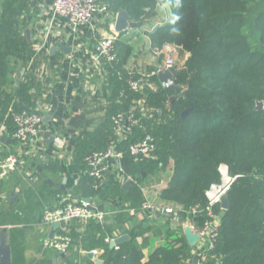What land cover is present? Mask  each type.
<instances>
[{"label": "trees", "instance_id": "1", "mask_svg": "<svg viewBox=\"0 0 264 264\" xmlns=\"http://www.w3.org/2000/svg\"><path fill=\"white\" fill-rule=\"evenodd\" d=\"M161 1L179 19L156 25L146 34L152 49L173 45L188 53L174 79L179 88L163 89L149 69L150 75L138 90L131 89L129 82H140L141 77L124 69L131 47L116 37V59L103 62L109 93L105 115L93 129L83 128L77 134L72 163L85 170L84 158L108 146L113 117L134 108L139 123L119 145L129 158L123 166L124 177L133 181L128 190L118 181L106 180L88 192L96 206L117 198L121 202L111 209L115 211L113 224L106 220L71 221L68 232L61 233L70 238L67 251L102 250L103 264H188L191 247L182 234V222L203 225L205 191L219 181L217 168L225 164L236 177L227 191L228 209L214 207L220 222L209 263L264 264V0H179V6L177 0H98L108 15L105 27L120 9L127 11L131 21L143 24ZM37 14L34 0H0V127L5 128L4 135L14 130L6 115L8 107L12 104L15 111H36L35 101L48 82L36 75L42 51L35 55L33 43L25 37V29ZM258 102L262 105L256 108ZM146 134L154 139V151L150 157L130 158L128 144ZM9 153H0V157ZM47 166L54 169L58 162L50 161ZM164 171L170 174L157 201L175 209L179 221L156 223L143 217L125 230L127 212L140 210L145 201L142 186L150 176ZM88 182L93 184L91 178ZM25 193L31 203L33 190ZM58 193L68 195L61 190ZM191 207L199 211L192 213ZM14 215L11 221L19 222L18 213ZM1 220L0 215V225ZM119 230L130 239L109 248V240ZM149 232L162 241L143 262V244L137 238L145 241ZM11 245L13 264H25L23 233L13 234Z\"/></svg>", "mask_w": 264, "mask_h": 264}, {"label": "crops", "instance_id": "2", "mask_svg": "<svg viewBox=\"0 0 264 264\" xmlns=\"http://www.w3.org/2000/svg\"><path fill=\"white\" fill-rule=\"evenodd\" d=\"M34 1L38 7V14L32 18L29 24L31 42L37 43L45 40L44 48L46 49V51L42 50V61L36 67V75L48 80L43 94L37 97L35 105L43 117L49 115V119L46 122L43 121V133L49 132L53 135L55 129L66 136L67 142L63 148H57L52 141L47 143L42 133L40 141H36L30 146L19 147L16 141L12 139L11 134L5 135V140L10 139V141L8 143L5 140L4 143L1 141L0 153L16 154L19 156V160L12 174L6 179H2L0 241L3 244H10L12 264V237L13 234L19 232L23 233L25 264H66L70 261L87 264L86 260L95 264L92 259L87 257L88 252L79 250L76 253L71 250L67 251V249L62 252L43 246L45 238L59 233V225L57 229L53 230L52 224L49 225L41 221V214L46 208L58 204V194L60 193L58 190L68 194L66 190H62L54 184L50 185L46 181L60 183L68 189H72L75 193L73 199L76 201L80 200V197H88V192L94 189L92 184L88 182L89 177L84 174V170L77 168L72 163V152L75 138L81 129H93L103 119L107 109L106 97L109 93L103 63L106 60L96 56L95 45L98 39L103 35L114 33L116 37L120 36L121 39L125 40L131 49L124 69L129 75L140 74L139 83L141 84L143 79L150 75L149 69H152L151 73L155 74L157 71L163 70L165 52L168 49L176 50L179 48L173 45H165L161 50L152 49L146 33L156 25L172 21L175 16L170 6L161 1L157 5L154 15L145 23L122 32H117L114 28L117 14L115 17H110L111 20L105 27L104 21L108 20V15L107 13H100L86 26L73 33L70 31L67 21L52 14L51 0ZM56 40L69 46L70 52L64 53L58 50L54 55H50L48 48ZM183 56L185 59L188 53L183 52ZM150 87L156 88L157 86L150 84ZM4 129H2V134H4ZM128 160V157H122L118 160L112 159L111 171L106 180L118 181L121 184L128 178L133 181L131 177H124L123 174V166ZM50 161H57L58 167L54 169L48 167L47 164ZM169 174V171H164L160 175H152L142 186L145 199L159 209L163 208V203L157 201V197L159 191L166 185ZM86 185H90L91 188L88 189ZM30 190H33L35 194L31 203L25 193ZM12 192H14V201H11ZM120 202L121 199L117 198L100 205L103 206V210L111 211L113 208L116 209ZM91 203L96 204L92 200ZM19 206L22 207L21 211L18 210ZM17 213L19 222L11 221L15 218H12V215ZM176 216L178 217V213ZM143 217H148L156 223H164L166 219L179 221V217L177 220L171 216L166 218L158 215L155 210L151 212L128 211L124 229H130L135 222L142 220ZM105 220L107 223L113 224L112 216ZM184 224L189 225V222H182V227L185 226ZM52 230L53 234L50 236ZM117 234H114V237L122 234L128 235L121 230ZM182 234L184 235V232ZM144 236L147 237L145 241L142 237L137 238V242L143 244V262L148 259L150 252L158 247L162 241L161 238L156 239L152 232L146 233ZM190 247L192 252L193 247ZM92 251L94 257L100 259L103 264L102 250L95 249ZM191 261L188 264H194L193 258ZM216 261H218L217 257Z\"/></svg>", "mask_w": 264, "mask_h": 264}, {"label": "built area", "instance_id": "3", "mask_svg": "<svg viewBox=\"0 0 264 264\" xmlns=\"http://www.w3.org/2000/svg\"><path fill=\"white\" fill-rule=\"evenodd\" d=\"M50 8L54 16L62 17L67 21L70 31L73 33L90 23L98 14L106 13L105 6L99 4L98 0H51ZM115 39L116 34L114 33L101 36L95 45L96 56L109 62L115 60ZM44 41L33 43L32 50L35 55L39 54L44 48ZM173 65H176L173 55L171 52H165L163 70ZM139 85L140 83L137 80L129 82L130 88L134 91L138 90ZM138 103H141V101ZM142 110L143 108H141ZM6 115L12 120L14 130L11 136L19 147L30 146L42 139L43 115L38 109L32 112L15 111L11 104L8 107ZM112 123L113 136L108 146L104 150L94 151L84 158V174L93 180L92 187L94 189H97L100 184L106 181L111 171V160H118L124 157L125 152L119 148V145L132 132L133 128L138 125L139 118L135 115L134 108H131L127 112H118L113 117ZM0 129V135H2L4 127L2 126ZM53 135V145L57 148H63L67 142L66 136L55 129L53 130ZM154 149L155 143L153 137L150 134H146L142 139L129 143L126 153L132 159L150 157ZM18 160L19 156L16 154L0 157V180L6 179L12 174L16 169ZM217 170L219 172V181L211 183L205 191L206 219L203 225L196 226L194 223H189L191 230L199 236L196 244L192 246L191 258H193L194 264H210L209 257L211 256L209 253L213 249L218 235L220 217L219 212L215 211L214 207L220 206L222 208L220 204L221 197L228 191L230 184L236 177L229 173L228 167L225 164H220ZM89 205L81 200L76 201L71 199L69 195H58V204L45 209L41 214V221L49 225L58 222L59 233L45 238L43 246L63 252L69 247L70 238L61 233L68 232V224L71 221L76 220L80 223H86L89 220H94L101 222L115 213V211L99 210L92 203L91 205L94 209ZM140 210L148 212L163 210L166 214L172 215V218L175 220L178 219L175 209L171 207L159 209L147 199L142 203ZM190 210L192 213L199 211L197 207H191ZM129 211L134 212L135 210Z\"/></svg>", "mask_w": 264, "mask_h": 264}, {"label": "water", "instance_id": "4", "mask_svg": "<svg viewBox=\"0 0 264 264\" xmlns=\"http://www.w3.org/2000/svg\"><path fill=\"white\" fill-rule=\"evenodd\" d=\"M136 25H141V23H136L134 21H131L129 18V14L127 13L126 10L120 9L118 11L116 19H115V25H114V28L117 32H122L128 28L135 27ZM25 37H26L28 42H31V35H30L29 28L25 29ZM42 50L46 51L45 48H43ZM58 50L62 51L64 53H68V52H70L71 49L69 46L61 43L59 40H56L48 48V53L50 55H54L56 53V51H58ZM177 72H178V66L177 65H173V66H171L165 70L157 71L156 76H157V79H158V81H159V83L163 89L176 90L179 88V86L174 83V79H175V76L177 75ZM261 105H262V103L258 102L256 105V108L261 107ZM186 112L187 111H184L182 113V116ZM48 119H49V115H45L43 117L44 122H46ZM43 136L46 138L47 143L51 142L54 138V135L49 134V132L43 133ZM261 137L264 138V128L261 132ZM4 140H5V135L4 134L0 135V141H4ZM5 141L7 143L9 142V140H5ZM46 182L49 183L50 185L54 184V186L59 187L62 190H66L68 192V194L70 195V198L71 199L74 198L75 193L72 189H68L63 184H60V183H52L49 180H47ZM131 184H132V180L130 178H128L122 184V188L125 190H128L130 188ZM86 187L88 189L91 188L90 185H86ZM11 196H12L11 201H14V192L11 193ZM80 200L90 204L89 206L94 209V207L91 205V197H89V196L88 197H80ZM262 203L264 204V200L262 201ZM220 204H221V207L223 209H225V210L228 209L229 199H228V193L227 192H225L222 195ZM97 209L102 210L103 206L100 205L97 207ZM155 211L158 215H161L163 217H166V218H168L170 216L172 217V215L166 214L163 210H155ZM110 222H111V220H110ZM58 225H59L58 222H54L52 224L53 230L57 229ZM53 230L51 231L50 236H52ZM183 232H184V236H185L188 244L190 246H194L196 244L198 238H199L198 234L194 233L191 230L189 225H185L183 227ZM127 240H129V237L126 234H122V235H119L117 237H114L113 239H111L109 241V248H114V247L118 246L119 244H121ZM87 257L92 259L95 264H102V261L100 259H97L94 257L93 251L88 252ZM0 264H12L10 244L9 243L3 244V243H1V241H0Z\"/></svg>", "mask_w": 264, "mask_h": 264}, {"label": "rangeland", "instance_id": "5", "mask_svg": "<svg viewBox=\"0 0 264 264\" xmlns=\"http://www.w3.org/2000/svg\"><path fill=\"white\" fill-rule=\"evenodd\" d=\"M167 52H171V54L173 55L175 62L178 66L182 65V63L184 61V56H183V51L180 48H176V50H174L173 48H170L167 50ZM184 225H186V224H184Z\"/></svg>", "mask_w": 264, "mask_h": 264}, {"label": "clouds", "instance_id": "6", "mask_svg": "<svg viewBox=\"0 0 264 264\" xmlns=\"http://www.w3.org/2000/svg\"><path fill=\"white\" fill-rule=\"evenodd\" d=\"M177 6H179V0H177ZM175 19H179V17H176ZM175 31V29H174Z\"/></svg>", "mask_w": 264, "mask_h": 264}]
</instances>
